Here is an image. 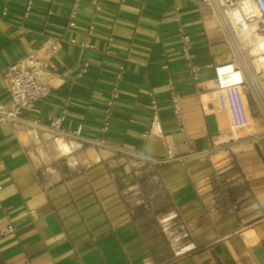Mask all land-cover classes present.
<instances>
[{"label":"crops","instance_id":"1","mask_svg":"<svg viewBox=\"0 0 264 264\" xmlns=\"http://www.w3.org/2000/svg\"><path fill=\"white\" fill-rule=\"evenodd\" d=\"M202 1L0 0V73L37 51L51 89L22 121L0 123V232L15 228L0 264H264V124L239 89H215L212 66L232 54ZM10 101L0 79V105ZM61 116L63 130L110 148L31 125ZM156 119L163 136H145ZM218 172L235 188L223 206Z\"/></svg>","mask_w":264,"mask_h":264},{"label":"built area","instance_id":"2","mask_svg":"<svg viewBox=\"0 0 264 264\" xmlns=\"http://www.w3.org/2000/svg\"><path fill=\"white\" fill-rule=\"evenodd\" d=\"M243 2L253 3L257 8V14H244L243 21L238 22L237 26H235L231 15L236 10H240ZM202 3L217 18L232 54L230 61L212 66L215 75V89L223 91L226 89L240 88L243 95L253 101L259 113V120L264 124V52L261 54L263 57L260 65H256V59L252 57L251 45H244V43L239 40L237 32L240 28H244L245 32L251 29L255 30L260 35V38H264V0H203ZM31 6L32 2H28L25 16H29ZM245 23H247V27H244ZM183 40L185 43L184 56L188 62L189 73L196 78L199 68L191 62V47L188 42V37H184ZM235 40L239 42L237 45H233ZM56 43V40L49 39L43 47L53 48ZM86 46L90 47L87 44ZM47 67V60L40 58L37 51H35L30 56L20 59L1 71L0 79L3 81L11 97V101L8 105H0V123H19L22 121L23 111L33 107L35 103L50 95L51 89L43 81V74ZM110 94L104 114L102 133L109 132L110 116L119 100V81L114 84ZM173 103L176 122L182 126V130H184L183 113L178 96L173 98ZM64 120V116H61L47 126L41 124L39 121H34L31 125L37 129L45 130L53 136L77 140L84 145L96 148H110L103 137L90 139L82 136V128H79V131L75 133L63 130L61 124ZM152 134L158 137L164 134L163 126L159 119L152 121L150 129L145 133V136ZM261 136L264 137V131ZM230 142L214 144L211 150H217L224 145H229ZM173 159L174 155H172L170 151L168 152V158L164 161H159V163ZM14 232L15 228L10 225L0 232V238ZM262 243L264 246V240Z\"/></svg>","mask_w":264,"mask_h":264},{"label":"bare ground","instance_id":"3","mask_svg":"<svg viewBox=\"0 0 264 264\" xmlns=\"http://www.w3.org/2000/svg\"><path fill=\"white\" fill-rule=\"evenodd\" d=\"M245 15H254L257 14V8L256 6L251 3V2H243L241 5L240 10H236L235 12H233L232 16V20H233V24L235 26H237L238 22L243 21L242 19L244 18L243 16ZM247 23L244 24V27H247L246 25ZM231 29V27H230ZM250 29V28H249ZM226 30V28H225ZM232 32V29H231ZM238 32V37L239 40L241 42L244 43V45L246 46H250L251 45V52H252V57H255V64L256 65H260L261 59H262V53L264 52V38H260V35L255 31V30H249V31H244V28H240V30H237ZM230 33V31H229ZM239 42H237L236 40L234 41L233 45H237ZM44 81V80H43ZM234 89V88H232ZM241 91L240 88H237ZM229 90V89H226ZM224 91V90H223ZM242 93V92H241ZM243 94V93H242ZM231 139H227L225 140V142H230ZM59 142L61 143V145H63L62 147L67 149V145L63 140H59Z\"/></svg>","mask_w":264,"mask_h":264},{"label":"rangeland","instance_id":"4","mask_svg":"<svg viewBox=\"0 0 264 264\" xmlns=\"http://www.w3.org/2000/svg\"><path fill=\"white\" fill-rule=\"evenodd\" d=\"M263 131H264V127L262 125H260V130H258V133L256 134V136L260 140H263L264 139V137L261 136V134L263 133ZM216 177H219V180L218 181L220 182V184H217V185H215L213 187V190H214L213 193H216V195H217L216 198H218V204L221 205V206H223L224 204L230 203V201L228 199H226V198H227V195H228V197L232 198L233 191L235 190V188L230 184V179L231 178L229 176L226 177V174H224V173H221L220 174V172H218ZM157 187H158V185L157 186H155V185L152 186L153 190L151 189L150 191H152L153 193H155V189H157ZM146 188H148V186H146ZM134 191L136 192L137 189L135 188L132 191V193H134ZM173 218H176V215H174ZM167 225L169 226L168 229H169L170 234H173L174 233L173 231H175V228H173L175 226V224H173V222L171 221Z\"/></svg>","mask_w":264,"mask_h":264}]
</instances>
